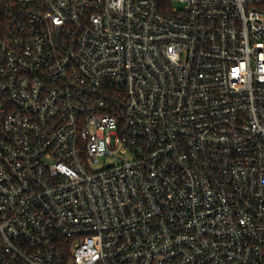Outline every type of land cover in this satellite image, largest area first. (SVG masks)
Returning a JSON list of instances; mask_svg holds the SVG:
<instances>
[{
    "label": "built area",
    "instance_id": "built-area-1",
    "mask_svg": "<svg viewBox=\"0 0 264 264\" xmlns=\"http://www.w3.org/2000/svg\"><path fill=\"white\" fill-rule=\"evenodd\" d=\"M0 264H264V0H0Z\"/></svg>",
    "mask_w": 264,
    "mask_h": 264
},
{
    "label": "rangeland",
    "instance_id": "rangeland-1",
    "mask_svg": "<svg viewBox=\"0 0 264 264\" xmlns=\"http://www.w3.org/2000/svg\"><path fill=\"white\" fill-rule=\"evenodd\" d=\"M114 156H106L94 165L95 169H100L108 165L116 164L120 160H128L132 158L130 153L122 152L119 148L113 149Z\"/></svg>",
    "mask_w": 264,
    "mask_h": 264
}]
</instances>
